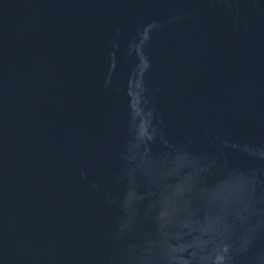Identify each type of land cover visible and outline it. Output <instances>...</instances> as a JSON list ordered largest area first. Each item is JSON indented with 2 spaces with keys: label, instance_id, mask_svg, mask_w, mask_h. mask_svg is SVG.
<instances>
[{
  "label": "water",
  "instance_id": "obj_1",
  "mask_svg": "<svg viewBox=\"0 0 264 264\" xmlns=\"http://www.w3.org/2000/svg\"><path fill=\"white\" fill-rule=\"evenodd\" d=\"M0 264H264V0H0Z\"/></svg>",
  "mask_w": 264,
  "mask_h": 264
}]
</instances>
